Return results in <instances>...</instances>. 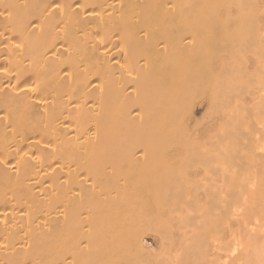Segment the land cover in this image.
Instances as JSON below:
<instances>
[{"label":"bare ground","instance_id":"1","mask_svg":"<svg viewBox=\"0 0 264 264\" xmlns=\"http://www.w3.org/2000/svg\"><path fill=\"white\" fill-rule=\"evenodd\" d=\"M0 264H264V0H0Z\"/></svg>","mask_w":264,"mask_h":264},{"label":"rangeland","instance_id":"2","mask_svg":"<svg viewBox=\"0 0 264 264\" xmlns=\"http://www.w3.org/2000/svg\"><path fill=\"white\" fill-rule=\"evenodd\" d=\"M219 184H221V181L219 182ZM119 219V222L122 221V218H118Z\"/></svg>","mask_w":264,"mask_h":264}]
</instances>
